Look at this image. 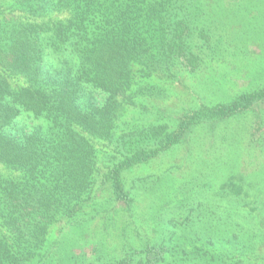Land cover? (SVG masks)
<instances>
[{"label":"trees","instance_id":"1","mask_svg":"<svg viewBox=\"0 0 264 264\" xmlns=\"http://www.w3.org/2000/svg\"><path fill=\"white\" fill-rule=\"evenodd\" d=\"M211 7L212 0H0V264L223 263L196 245L203 237L183 232L212 236L211 221L221 224L206 190L195 216L165 221L180 225L190 249L174 230L135 245L125 223L119 248L104 231L91 256L58 255L54 232L64 223L83 236L85 223L110 205L98 201L99 190L131 210L147 177L128 182L126 171L192 140L200 126L213 132L264 106L263 85L171 122H130L135 109L167 98L184 73H201L220 41ZM239 192L222 184L210 197L242 201Z\"/></svg>","mask_w":264,"mask_h":264},{"label":"rangeland","instance_id":"2","mask_svg":"<svg viewBox=\"0 0 264 264\" xmlns=\"http://www.w3.org/2000/svg\"><path fill=\"white\" fill-rule=\"evenodd\" d=\"M211 9L220 41L212 45L201 73H184L169 87L167 98L152 102L142 112L135 109L131 123L171 122L192 106L229 101L264 85V0H212ZM208 128L198 127L192 140L124 173L128 182L147 177L144 189L136 188L141 191L131 210L111 200L109 191L99 190L98 201L110 205L85 223L83 236L79 229L74 233L73 227L64 223L54 226L58 255L83 250L91 256L99 243L98 235L104 231L116 235L111 245L118 247L123 243L120 233L126 223V239L135 245L158 236L165 238L174 230L175 239L182 236L183 245L189 249L192 245L181 234L203 237L194 240L196 245L202 252L223 259L221 264H264V106L221 122L213 132ZM222 184L233 191L239 189L241 192L233 196L241 194L242 201L210 197ZM201 190L208 192L209 197L205 193L202 197L209 200L213 214L221 221L220 225L211 221L212 236L187 233L188 228L182 233L180 225L165 223L171 217L183 223L187 216H195L197 211L192 208L199 205ZM109 221L115 227L107 230Z\"/></svg>","mask_w":264,"mask_h":264}]
</instances>
